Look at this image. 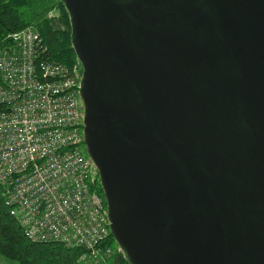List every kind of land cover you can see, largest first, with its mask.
Instances as JSON below:
<instances>
[{
  "label": "water",
  "instance_id": "obj_1",
  "mask_svg": "<svg viewBox=\"0 0 264 264\" xmlns=\"http://www.w3.org/2000/svg\"><path fill=\"white\" fill-rule=\"evenodd\" d=\"M60 1L126 262L264 264V0Z\"/></svg>",
  "mask_w": 264,
  "mask_h": 264
},
{
  "label": "built area",
  "instance_id": "obj_2",
  "mask_svg": "<svg viewBox=\"0 0 264 264\" xmlns=\"http://www.w3.org/2000/svg\"><path fill=\"white\" fill-rule=\"evenodd\" d=\"M81 71L50 59L31 26L0 41V191L29 241L80 248L81 261L100 264L109 221L85 152Z\"/></svg>",
  "mask_w": 264,
  "mask_h": 264
},
{
  "label": "trees",
  "instance_id": "obj_3",
  "mask_svg": "<svg viewBox=\"0 0 264 264\" xmlns=\"http://www.w3.org/2000/svg\"><path fill=\"white\" fill-rule=\"evenodd\" d=\"M54 7L60 11L58 19L47 16ZM29 25H34L40 32L50 59L66 65L76 61L70 43L68 14L59 0H0V41L7 34ZM99 194L105 204L101 188ZM106 243H113L111 234ZM82 252L80 248H68L59 242L29 241L9 214L0 193V255L18 264H78ZM110 264L127 262L119 254Z\"/></svg>",
  "mask_w": 264,
  "mask_h": 264
},
{
  "label": "rangeland",
  "instance_id": "obj_4",
  "mask_svg": "<svg viewBox=\"0 0 264 264\" xmlns=\"http://www.w3.org/2000/svg\"><path fill=\"white\" fill-rule=\"evenodd\" d=\"M60 1V0H59ZM61 2V1H60ZM62 3V2H61ZM63 4V3H62ZM64 6V5H63ZM65 8V7H64ZM66 10V9H65ZM67 12V11H66ZM47 16H48V18H51V19H58L59 18V16H60V11L56 8V7H54L53 9H51L48 13H47ZM68 21H69V17H68ZM29 26H31L32 28H34V29H36V31L40 34V32L38 31V29L34 26V25H29ZM27 27V26H26ZM69 28H70V23H69ZM70 43H71V41H70ZM71 47H72V45H71ZM75 53V52H74ZM76 56V55H75ZM77 63H79L80 64V62H79V60L77 59V57H76V61L74 62V63H72V64H77ZM98 179H99V175H98ZM99 182H97V184L93 187V190L100 196V194H99V191H100V188H101V190H102V187H101V183H100V180H98ZM0 193H1V191H0ZM102 194H103V190H102ZM103 196H104V194H103ZM101 197V196H100ZM105 199V198H104ZM103 200V199H102ZM104 203V202H103ZM105 205V204H104ZM111 233H109V235H110ZM109 235L108 236H106L104 239H103V241H102V243H101V258H100V264H110L111 262H113V261H115V258L119 255V254H121L122 256H123V254H122V252H121V249H120V247L118 246V244L116 243V241L114 240V238H113V243H111V244H107L106 242L108 241V239H109ZM112 236V235H111ZM64 245V244H63ZM65 247H68V248H73L72 246H69V245H64ZM1 257H3L2 255H0ZM5 260H7V261H9V262H14V263H17V262H15V261H12V260H9V259H7V258H5V257H3ZM80 258H81V254L79 255V257H78V259H77V263L78 264H89V262L88 261H81L80 260ZM124 258V257H123ZM126 261V260H125ZM18 264V263H17ZM128 264V263H127Z\"/></svg>",
  "mask_w": 264,
  "mask_h": 264
},
{
  "label": "crops",
  "instance_id": "obj_5",
  "mask_svg": "<svg viewBox=\"0 0 264 264\" xmlns=\"http://www.w3.org/2000/svg\"><path fill=\"white\" fill-rule=\"evenodd\" d=\"M0 264H17V263L9 262L0 256Z\"/></svg>",
  "mask_w": 264,
  "mask_h": 264
}]
</instances>
